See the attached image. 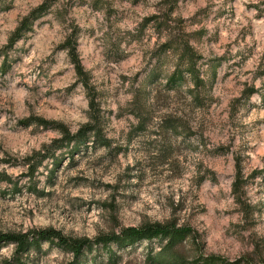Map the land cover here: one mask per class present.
<instances>
[{"label":"clouds","instance_id":"1","mask_svg":"<svg viewBox=\"0 0 264 264\" xmlns=\"http://www.w3.org/2000/svg\"><path fill=\"white\" fill-rule=\"evenodd\" d=\"M0 264H264V0H0Z\"/></svg>","mask_w":264,"mask_h":264}]
</instances>
